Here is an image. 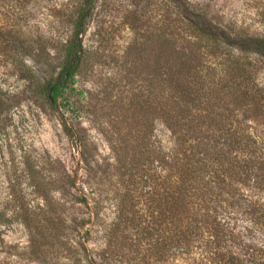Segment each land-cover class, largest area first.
<instances>
[{
	"label": "rangeland",
	"instance_id": "rangeland-1",
	"mask_svg": "<svg viewBox=\"0 0 264 264\" xmlns=\"http://www.w3.org/2000/svg\"><path fill=\"white\" fill-rule=\"evenodd\" d=\"M29 1L24 8L17 0L2 1L0 26H7L6 16L24 17L21 32L44 49L45 67L52 69L82 0ZM173 1L98 0L75 84L57 109L21 76L23 67L40 68L27 56L21 62L0 52V94L15 102L0 120V264L201 260L195 255L186 262L181 253L175 260L162 257L171 225L152 202V192L164 190L160 179H150L154 146L174 143L165 126H155L151 109V68L159 45L153 34L171 17L165 4ZM189 1L205 5L224 24L264 34V0ZM165 169L161 164L157 170ZM69 176L74 187L67 185ZM255 237L256 244L264 243L263 232Z\"/></svg>",
	"mask_w": 264,
	"mask_h": 264
},
{
	"label": "trees",
	"instance_id": "trees-1",
	"mask_svg": "<svg viewBox=\"0 0 264 264\" xmlns=\"http://www.w3.org/2000/svg\"><path fill=\"white\" fill-rule=\"evenodd\" d=\"M97 1L78 4L71 36L61 43L52 69L45 67L44 49L37 51L21 32L18 22L24 17L4 14L8 24L0 26V52L21 62L27 56L40 68L23 67L21 76L53 109L75 84ZM28 2L17 0L22 8ZM165 6L172 15L155 29L159 45L150 67L155 126H165L174 141L167 149L154 146L150 176L164 186L152 192V202L160 216L168 215L172 231L162 257L175 260L181 253L186 262L199 255L198 264H264V243L254 242L256 232L264 233V34L224 24L205 5L189 0ZM14 103V96L0 94V120ZM161 164L163 174L157 170ZM67 180L74 187L70 176Z\"/></svg>",
	"mask_w": 264,
	"mask_h": 264
}]
</instances>
